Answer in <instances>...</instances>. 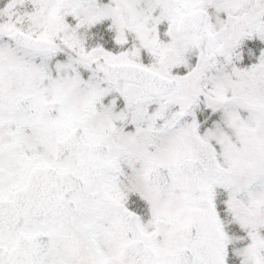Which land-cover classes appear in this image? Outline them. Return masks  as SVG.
Instances as JSON below:
<instances>
[{"label": "snow or ice", "instance_id": "6c2138e0", "mask_svg": "<svg viewBox=\"0 0 264 264\" xmlns=\"http://www.w3.org/2000/svg\"><path fill=\"white\" fill-rule=\"evenodd\" d=\"M0 264H264V0H0Z\"/></svg>", "mask_w": 264, "mask_h": 264}]
</instances>
